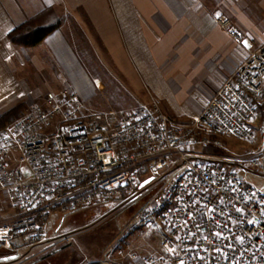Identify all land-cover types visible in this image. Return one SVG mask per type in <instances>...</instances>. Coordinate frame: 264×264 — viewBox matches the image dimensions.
<instances>
[{
    "label": "built area",
    "instance_id": "obj_1",
    "mask_svg": "<svg viewBox=\"0 0 264 264\" xmlns=\"http://www.w3.org/2000/svg\"><path fill=\"white\" fill-rule=\"evenodd\" d=\"M215 22L234 40L242 33L219 13ZM264 42L217 87L202 110L170 116L159 99L118 114L88 110L76 92L52 89L0 125V193L16 218L0 224V248L15 239L33 246L50 238L49 219L104 202H129L175 170L113 245L122 256L131 232L157 222L163 252H130L100 264H264V193L240 176L232 158L194 150L233 137L264 134ZM261 172V156L247 163ZM152 177L146 185L141 183Z\"/></svg>",
    "mask_w": 264,
    "mask_h": 264
},
{
    "label": "crops",
    "instance_id": "obj_2",
    "mask_svg": "<svg viewBox=\"0 0 264 264\" xmlns=\"http://www.w3.org/2000/svg\"><path fill=\"white\" fill-rule=\"evenodd\" d=\"M219 13H226L246 37L234 41L215 22ZM30 18L40 25L54 20L59 24L34 46L14 45L8 33ZM262 42L264 0H0V115L18 105L22 114L25 103L34 99L39 87L30 66L45 68L44 54L54 58L55 66L73 69L71 82L82 93L87 75L83 58L76 54L105 52L128 89L123 109L151 96L170 116L186 119L202 110L223 80ZM12 58L19 60V67ZM15 218L0 193V224ZM23 244L18 238L12 249L0 248V264H36L44 259L18 257L16 253L28 247ZM103 260L92 257L80 264Z\"/></svg>",
    "mask_w": 264,
    "mask_h": 264
},
{
    "label": "rangeland",
    "instance_id": "obj_3",
    "mask_svg": "<svg viewBox=\"0 0 264 264\" xmlns=\"http://www.w3.org/2000/svg\"><path fill=\"white\" fill-rule=\"evenodd\" d=\"M242 36L246 37L244 34ZM80 49H84V47H80ZM76 55L78 57L81 55L83 58L82 69L88 78L83 85L82 93L78 92V89H75L71 82V77H74L73 69L62 68L58 66V63L55 66L54 58L44 54L45 68L39 71L33 65L30 66L33 68L34 85L38 86L39 89L38 91H36L37 89L34 90V99L27 104L25 103V107L31 102L40 100L42 98L40 96L44 95L46 91L62 88L76 92L84 106L88 110L96 112L112 110L120 114L140 107L151 99L150 96L146 101L134 104L132 101L133 107L123 109L122 105L129 101L126 92L128 89L119 75H116L119 70L113 69L108 54L105 52H97L96 54L82 52ZM12 61L16 66H20L17 58H12ZM93 77H98L102 83L100 81L97 83ZM21 108L22 105L18 107L17 115H12L6 121L11 122L19 117L18 115L23 109ZM263 120L264 114L261 111L260 121ZM212 140L210 138V144L207 146H195L194 150L234 159L243 169L240 170V176L243 180L264 193V170L261 172L254 171L249 169L247 165L249 160L258 156L262 157L264 163V134L256 130L255 137L250 141H239L228 136L221 138L219 145L213 144ZM175 172L173 170L167 173L145 188L139 195L130 199L129 202L116 205V201H108L65 216L57 212L54 213L49 219L51 237L42 243L18 251L16 255L18 257L33 255V258L44 256V259L36 264H80L81 261L89 258H101L102 256L107 259L113 245L122 234H126L127 229L134 223L140 207L149 201L150 197L169 185ZM164 240L165 236L161 227L157 222H152L128 235V245L124 247L122 256L130 252H136L140 255L162 253ZM110 258H113V255H110Z\"/></svg>",
    "mask_w": 264,
    "mask_h": 264
},
{
    "label": "trees",
    "instance_id": "obj_4",
    "mask_svg": "<svg viewBox=\"0 0 264 264\" xmlns=\"http://www.w3.org/2000/svg\"><path fill=\"white\" fill-rule=\"evenodd\" d=\"M58 20L49 22L48 24H37L34 18L25 20L22 24L16 26L8 33L10 41L17 46L31 47L41 42L50 32L57 28ZM18 107L16 106L6 113L0 115V125L5 124L7 119L12 115H17ZM19 113L18 116H20ZM100 264V263H89Z\"/></svg>",
    "mask_w": 264,
    "mask_h": 264
},
{
    "label": "water",
    "instance_id": "obj_5",
    "mask_svg": "<svg viewBox=\"0 0 264 264\" xmlns=\"http://www.w3.org/2000/svg\"><path fill=\"white\" fill-rule=\"evenodd\" d=\"M151 180H152V177L146 178V179L141 183V185L144 186V185H146L147 183H149Z\"/></svg>",
    "mask_w": 264,
    "mask_h": 264
}]
</instances>
